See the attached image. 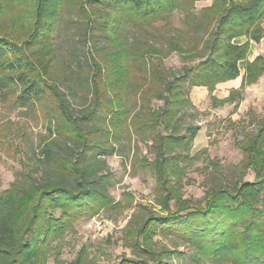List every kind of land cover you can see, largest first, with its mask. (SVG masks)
I'll use <instances>...</instances> for the list:
<instances>
[{
    "label": "trees",
    "instance_id": "trees-1",
    "mask_svg": "<svg viewBox=\"0 0 264 264\" xmlns=\"http://www.w3.org/2000/svg\"><path fill=\"white\" fill-rule=\"evenodd\" d=\"M194 1L0 0L1 22L13 16L30 26L23 40L0 30V91L17 89L24 103L35 105L48 119L54 133L38 163L49 171L46 176L13 181L0 192V264H45L53 240L72 221L114 205L107 177L99 173L104 162L98 153L117 150L130 133L152 135L153 160L139 164L155 170L157 201L167 213L143 211L129 220L126 245L134 256L117 264H172L167 258L174 250L157 247V232L190 245L197 264H264V116L255 120L256 133L237 144L243 153L241 171L263 173L260 179L214 187L199 204L182 199L175 187L184 172L180 163L194 159L177 151L197 131L177 130L189 89L204 87L221 105L237 100V109L244 87L264 77V58L249 61L250 44L233 41L264 38V0H213L200 17L192 13ZM178 8L184 13V30L143 33L161 47L140 39L127 42V32L166 20ZM187 40L190 45L184 48ZM177 51L192 53L187 59L195 63L180 70L164 68L160 59ZM241 69L239 89L218 99L216 85L236 79ZM132 94H139L145 113L130 117ZM78 98L89 100L79 114L72 103ZM153 100L161 106L154 107Z\"/></svg>",
    "mask_w": 264,
    "mask_h": 264
},
{
    "label": "rangeland",
    "instance_id": "rangeland-1",
    "mask_svg": "<svg viewBox=\"0 0 264 264\" xmlns=\"http://www.w3.org/2000/svg\"><path fill=\"white\" fill-rule=\"evenodd\" d=\"M213 3V0H195L192 13L200 17L201 11L211 7ZM167 17L166 20L152 21L150 26L143 25L130 30L127 32V42L130 44L132 40L139 39L148 42L149 38L143 34L145 31L154 33V30L160 29L165 33L169 31L178 34L176 31L185 29L184 13L179 8L172 10ZM5 19L8 20L0 21V30L6 28L20 40L27 37L30 26H25L23 19L13 16ZM214 26L213 24L212 27ZM155 37L160 39L157 33ZM241 38L250 44V38L245 37H238L233 41ZM150 41L148 43L156 47L162 46L157 39ZM189 45L188 40L182 44L184 48ZM58 56L59 60L64 57L63 53ZM191 56L192 53L187 52L185 55L177 51L166 54L160 60L164 68L180 70L184 64L195 63L196 60L189 62L187 59ZM220 92L217 90V98H220ZM18 94L17 89L0 91V192L8 189L13 181L37 180L46 176L44 172H49L45 167H38V163L43 158L41 150L44 144L54 137L52 124L35 105L24 103ZM186 98L187 108L177 130L181 134H188V129L192 128L197 131L189 145L183 147V151L177 150L194 157L189 163H180L184 172L180 177L181 183L175 187L181 198L199 204L206 200L207 193L214 187L228 188L238 181L251 183L260 179L263 173L255 175L251 168L241 171L243 153L237 144L247 134L256 133L255 120L264 116V83L257 82L254 86L245 87L237 109H234L237 100L225 102L224 105L214 103L208 91L203 88L189 89ZM129 101L132 109L130 117L137 116L139 112L145 113L140 105L139 94L136 98L132 94ZM88 102L87 98L73 101L76 113L85 109ZM161 104L159 100L152 101L154 107ZM159 129L163 134L168 132L163 128ZM151 139L150 134L137 136L130 133L117 150L98 153V158L104 162L98 171L107 177L106 191L114 205L101 209L93 216H82L72 221L53 240L54 244L45 264H117L124 256H134L126 245L129 220L143 211L162 215L167 213L157 201L155 170L151 166L139 164L141 159L153 160ZM105 144H110V141H105ZM140 206L146 210L140 209ZM170 208L175 209L174 202H171ZM56 211L59 212L58 209ZM153 238L158 248L165 246L170 251L174 250L170 258H167L168 262L197 264L195 252L187 243H177L175 237H164L158 232ZM199 264L213 263L201 260Z\"/></svg>",
    "mask_w": 264,
    "mask_h": 264
},
{
    "label": "crops",
    "instance_id": "crops-1",
    "mask_svg": "<svg viewBox=\"0 0 264 264\" xmlns=\"http://www.w3.org/2000/svg\"><path fill=\"white\" fill-rule=\"evenodd\" d=\"M262 29H264V21L262 23ZM243 41H244V38H241V39H239L236 42L237 43L238 42L240 43V42H243ZM250 46L251 47H250V49H249V51L247 53V56H246V58L249 61H253V58L255 56H257V55H261L264 58V38H262L259 42H254L253 41V43ZM242 76H243V69H241L240 75L236 79L227 80L225 82H222V83L217 84L216 87H215V91L213 92V94L214 95H217L216 94L217 90H220L221 91L220 92L221 93L220 94L221 96H218V97H220L218 99H224L229 94L230 90H232V89H239V85H240V83L242 81ZM257 82H263L264 83V77L263 76L259 77V79L256 82H254L253 84L247 85V86H254V84L257 83ZM247 86H245V87H247ZM195 88H203V89H205L204 87H199V86H196ZM205 90H207V89H205ZM243 91L241 93V96L243 95Z\"/></svg>",
    "mask_w": 264,
    "mask_h": 264
},
{
    "label": "built area",
    "instance_id": "built-area-1",
    "mask_svg": "<svg viewBox=\"0 0 264 264\" xmlns=\"http://www.w3.org/2000/svg\"><path fill=\"white\" fill-rule=\"evenodd\" d=\"M249 43H250V44H252V43H253V41H252L251 39H249Z\"/></svg>",
    "mask_w": 264,
    "mask_h": 264
}]
</instances>
